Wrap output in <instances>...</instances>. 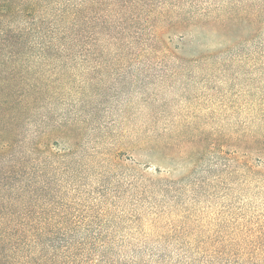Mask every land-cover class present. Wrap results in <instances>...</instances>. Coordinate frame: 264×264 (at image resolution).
<instances>
[{
    "label": "rangeland",
    "instance_id": "374dc122",
    "mask_svg": "<svg viewBox=\"0 0 264 264\" xmlns=\"http://www.w3.org/2000/svg\"><path fill=\"white\" fill-rule=\"evenodd\" d=\"M47 2L46 15L60 5ZM93 7L100 22L144 24L138 44L58 58L18 140L43 116L65 127L50 149L81 170L79 210L108 235L107 264H264V0H182L192 24L159 39L148 5Z\"/></svg>",
    "mask_w": 264,
    "mask_h": 264
},
{
    "label": "trees",
    "instance_id": "16d2710c",
    "mask_svg": "<svg viewBox=\"0 0 264 264\" xmlns=\"http://www.w3.org/2000/svg\"><path fill=\"white\" fill-rule=\"evenodd\" d=\"M181 2L59 0L57 9H49L50 14L46 15L42 12L48 10L47 0H1L0 264H107L108 235L91 231L90 217L86 219L79 210L75 192L79 190L81 170L71 163L72 152L55 153L50 149V138H68L69 133L61 124L47 125L49 119L43 116L40 123L46 126L40 125L33 133L34 141L29 137L18 140L19 121L29 116L42 99L49 98L48 90L56 86L57 80L46 83L43 76L56 60L86 53L84 56L98 61L104 57L105 42L110 43L112 50L123 53L138 44L137 36L144 24L100 22V13H92L94 5H110L111 16H123L134 5H148L146 16L162 17L159 23L149 25L159 39V35L161 38L192 24L184 7H180ZM119 5L126 9L120 10ZM151 5L159 7L154 9ZM170 14H175L173 22L168 20L173 16ZM132 29L137 33L133 39L125 40V33ZM118 55L124 58L126 54ZM31 57L39 61H30ZM56 75L63 77L62 71ZM22 149L26 152L22 153ZM257 246L255 259L264 261L261 238L257 239Z\"/></svg>",
    "mask_w": 264,
    "mask_h": 264
}]
</instances>
